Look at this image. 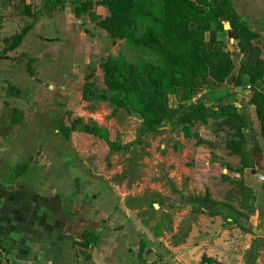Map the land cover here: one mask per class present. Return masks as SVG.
I'll return each instance as SVG.
<instances>
[{
  "label": "rangeland",
  "instance_id": "rangeland-1",
  "mask_svg": "<svg viewBox=\"0 0 264 264\" xmlns=\"http://www.w3.org/2000/svg\"><path fill=\"white\" fill-rule=\"evenodd\" d=\"M82 1L90 0H79L76 5H80ZM91 1L94 8L83 14L81 19L76 17L71 4H67L65 10L49 7L55 13L49 17L48 24L45 23L46 26L40 32L46 41H42L41 36L37 35H31L25 41L32 56L40 55L39 62L30 64V71L37 70V76L43 77L41 80L44 82L40 83L52 85L47 90L48 102H45L47 99L41 93L36 98L37 116L33 129L28 134L35 144L38 140L42 141L51 157L49 160L54 158V165L48 169L49 172L46 171L37 178L44 188L53 186L64 202L73 199L71 202L83 204L82 219L90 217L91 221L96 222V228H89L93 231L89 236V239H93L89 249L96 264H100L102 256L109 255L117 245L138 253L144 244L146 248L143 250L147 255L145 259L152 263L158 262L159 258L156 259L152 252H159L168 264H173L175 251L179 252L178 255L180 252L186 254L194 245H200L203 248L195 249V254L189 255L187 259L189 264H201L204 254L202 250L206 248L201 233L213 236L214 233L218 235L220 230L218 231L219 226L215 223L214 226H207L201 221L205 219L201 215L206 213L202 209L208 207V204L199 198L206 196L208 192L203 193L204 196L196 194L197 190H202V173H190L194 162L192 145L196 140L188 143L190 149L186 148L179 155V149L175 150V147L180 145V141L174 137L169 123L160 127L164 128V133L144 134L141 120L137 116L124 110L113 114L114 107L108 103L87 102L83 99L86 76L94 73L97 87L105 88L100 68L103 59L110 54L122 53L129 60H136V54L126 43H113L107 33L101 31L96 22L91 20V12L95 11L102 16L106 14L103 7L96 5L100 0ZM257 2L234 0L237 11L249 22L251 29L264 34V0ZM225 25L228 27V24ZM225 35L226 42L236 44L234 40H230L232 36L229 33ZM47 39L51 40L48 42ZM41 99H46L45 105L44 102L41 103ZM171 103L176 108L174 97ZM188 105L189 103L186 109H192ZM78 118H82L85 124L96 122L100 127L106 128L110 142L113 145L120 142L124 149L120 152L113 151L105 140L79 130L66 139L59 127L61 124L71 126ZM214 127L215 125H207V129L213 130ZM203 133L210 134L206 130ZM181 135L179 133L177 137ZM200 157L202 156L198 155L197 158L202 162ZM24 162L25 160H21L19 163L22 165ZM5 169L17 172L16 165L10 161ZM191 177L197 180L193 189L189 186ZM179 189L185 193L183 196ZM192 194L195 196H190ZM204 216L211 217L208 213ZM228 218L235 220L237 216L228 212L223 220L220 219L221 226H226ZM193 224L198 235L193 240H187ZM172 232L174 237L170 238ZM160 237L163 241L159 240ZM216 257L218 258V254ZM180 263L186 264L183 261Z\"/></svg>",
  "mask_w": 264,
  "mask_h": 264
},
{
  "label": "crops",
  "instance_id": "crops-1",
  "mask_svg": "<svg viewBox=\"0 0 264 264\" xmlns=\"http://www.w3.org/2000/svg\"><path fill=\"white\" fill-rule=\"evenodd\" d=\"M46 3L47 0H0V264H96L90 254L91 245L89 248L82 245L86 243V238L93 243V239H89L93 231L89 228H96V222L87 216L84 218L86 220L82 219L83 204L71 202L73 199L64 202L53 186L44 188L40 185L37 176L49 172L48 169L54 165V158L49 160L51 157L41 140L35 144L28 135L37 116L36 98L41 93L47 99H41V103L48 102L47 90L52 88L49 83H40L43 77L37 76V70L31 72L33 75L30 73V64L39 62L40 55L32 56L27 44L25 46V41L31 35L41 36V40H45L40 32L48 24L49 17L55 13L49 10ZM67 4H71V1L67 0L66 8ZM237 13L241 15L238 11ZM258 22L259 20L256 21ZM27 26H31V29L21 45L6 52L5 40L20 33ZM253 31L258 34L253 41L254 61L264 60V34ZM225 33H229L232 36L230 40L235 41L236 33L229 24L228 27L225 26ZM227 48L235 68L219 91L225 93L228 90L229 97L215 104L214 108L218 110L235 106L244 118L242 133L245 139L241 155L233 154L227 148V143L234 141L232 130L225 128L221 131L216 126L211 130L205 125H198L195 131L209 143L192 145L194 162L190 173H202V190H197L198 196H204L203 193L209 191L213 200L230 204L243 213L244 217H238L234 210L225 205L212 207L207 203L208 207L202 209L203 212L209 213L212 210L220 215L206 218L204 213L201 216L205 219L200 220L208 224L207 226H214L215 223L220 231L213 236L201 233L204 242L208 243H204L206 248L202 251L203 256L213 259L217 264H264V181L261 180V176H264V124L254 99L255 94L264 92V77L253 86L247 85L248 78L236 85L242 64L247 58L238 44L227 42ZM210 93V90L204 89L189 102V108L194 109L200 102L213 105ZM214 123V120H210L209 125ZM205 130L210 134L203 133ZM163 131L164 128L157 133H164ZM178 134L179 132L173 133L180 141V145L176 146H179L177 153L181 155L186 148L190 149L188 143L193 141L185 139L182 133L177 137ZM198 155L202 156V162L197 158ZM21 160H25L22 165L19 163ZM8 161L16 165L17 172L5 169ZM174 169L177 170V167ZM196 182L191 177L190 189H193ZM179 191L182 196L185 194L182 190ZM228 212L236 214L237 222L234 218H228L226 226L223 227L219 221ZM190 231L192 232L187 240H193L198 235L194 224ZM173 237L172 232L170 238ZM159 240L163 241L162 237ZM201 248L203 247L200 245H194L186 254L180 252V255L175 251L172 263L182 264L180 262L183 261L189 264V255L195 254V249ZM214 252L216 253L212 254ZM153 253L156 259L159 258L158 262L152 263L145 259L147 255L142 249L137 253L117 245L111 249L109 255L102 256L100 264H168L161 253ZM191 259L193 261L194 256ZM196 260L199 261L198 257ZM200 261L201 264H215L202 263V258Z\"/></svg>",
  "mask_w": 264,
  "mask_h": 264
},
{
  "label": "trees",
  "instance_id": "trees-1",
  "mask_svg": "<svg viewBox=\"0 0 264 264\" xmlns=\"http://www.w3.org/2000/svg\"><path fill=\"white\" fill-rule=\"evenodd\" d=\"M70 1L78 19L94 8L91 0L82 1L78 6L79 0ZM66 3L67 0H47L46 5L65 10ZM96 5L103 7L106 14L91 12V20L113 43H126L136 54V60H129L122 53L110 54L103 59L100 68L105 88L97 87L92 73L85 78L83 99L108 103L114 107L113 114L124 110L137 116L144 134L157 133L160 127L169 123L172 131L182 133L187 140H196V146L209 142L202 139L195 127L207 126L214 120V125L221 131L225 128L233 131L234 141L228 142L227 148L231 153L241 155L245 139L242 133L244 118L235 106L214 108L229 97L228 90L225 93L219 90L235 68L225 40V23L235 31L236 44L247 58L236 85L245 78L250 86L263 79L264 60L254 61L253 41L258 34L237 13L233 0H100ZM30 29L31 26H27L6 39L5 51L18 48ZM204 89L210 90L214 104L200 102L194 109L187 110V104ZM172 97L177 102L176 108L172 106ZM254 99L264 124V92L255 94ZM59 128L66 139L79 130L105 140L113 151L124 149L120 142L113 145L109 131L96 122L85 124L78 118L71 126L61 124ZM175 148L180 149L179 146ZM199 199L210 205H225L238 217H244L230 204L213 200L209 191ZM208 214L211 217L220 215ZM85 242L82 245L89 248L91 241L86 238ZM143 246L142 250L146 248L145 244ZM202 263L217 264L206 256Z\"/></svg>",
  "mask_w": 264,
  "mask_h": 264
},
{
  "label": "built area",
  "instance_id": "built-area-1",
  "mask_svg": "<svg viewBox=\"0 0 264 264\" xmlns=\"http://www.w3.org/2000/svg\"><path fill=\"white\" fill-rule=\"evenodd\" d=\"M248 88L250 89L251 87L249 86ZM261 180L264 181V176H261Z\"/></svg>",
  "mask_w": 264,
  "mask_h": 264
}]
</instances>
